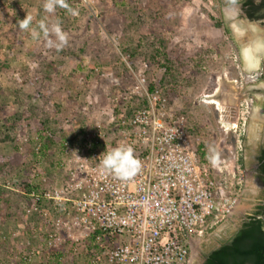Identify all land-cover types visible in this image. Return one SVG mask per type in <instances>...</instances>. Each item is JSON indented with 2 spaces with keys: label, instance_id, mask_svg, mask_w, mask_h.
Returning <instances> with one entry per match:
<instances>
[{
  "label": "rangeland",
  "instance_id": "1",
  "mask_svg": "<svg viewBox=\"0 0 264 264\" xmlns=\"http://www.w3.org/2000/svg\"><path fill=\"white\" fill-rule=\"evenodd\" d=\"M80 1L70 5L75 14H53L44 10L45 0H0V68L9 65V77L0 71V152L6 156L0 161V264H22L29 245L40 241L21 183L33 182L34 168L50 173L51 182L63 179L60 147L46 157L37 153L29 131L50 120L70 138L85 120L131 119L147 105L138 77L150 88L164 74L162 64L149 58L157 34L174 57L187 59L179 77L162 85L168 112L189 120L201 164L237 200L229 215L192 238L190 264H201L264 202V180L256 170L264 145V19L248 18L244 0ZM26 13L34 19L23 31L17 20ZM41 20L49 27L58 22L66 44L58 47L55 34L33 38L31 29L39 31ZM235 23L243 26L240 38ZM251 25L260 32L255 40ZM245 48L256 64L249 70ZM210 147L219 153L216 166L208 159ZM67 248L66 264L84 263L85 253L76 256Z\"/></svg>",
  "mask_w": 264,
  "mask_h": 264
},
{
  "label": "built area",
  "instance_id": "2",
  "mask_svg": "<svg viewBox=\"0 0 264 264\" xmlns=\"http://www.w3.org/2000/svg\"><path fill=\"white\" fill-rule=\"evenodd\" d=\"M138 84L147 105L131 119L93 120L59 148L64 183L32 170L42 188L29 194L26 213H42V220L33 221L40 241L22 254L25 262L49 264L62 253L57 264H66L68 247L87 255L83 264H190L192 238L232 212L237 200L201 164L188 120L169 114L159 87L149 88L145 77ZM118 145L132 146L142 162L127 180L100 166Z\"/></svg>",
  "mask_w": 264,
  "mask_h": 264
},
{
  "label": "trees",
  "instance_id": "3",
  "mask_svg": "<svg viewBox=\"0 0 264 264\" xmlns=\"http://www.w3.org/2000/svg\"><path fill=\"white\" fill-rule=\"evenodd\" d=\"M80 0H67V3L72 5L73 7L78 6L80 4ZM243 8L248 18L252 20H260L264 19V0H244ZM65 10L64 8L56 7L53 14H57L60 10ZM82 9H84L82 7ZM162 17V16H161ZM163 18V17H162ZM214 19V18H213ZM215 26L218 28L224 27V23L222 21L215 22ZM156 43L153 41L151 46H149V58L157 61V63H161L162 67H164L163 77L160 79V84H151L150 88L159 87L162 91L165 92V88L162 85H166V81H172L179 77L178 74L181 73V69H185L187 66V59L184 57H174L168 51V40L164 39L160 35H156ZM53 65V62H50V66ZM2 73H6L5 77H9V65L2 64L0 68ZM43 78H47L44 76ZM145 102V101H144ZM144 104L143 107H145ZM50 123V120H47ZM56 123H59L58 120H54ZM48 122H44L38 128H32L29 131V140L35 141L34 137L38 136V143L41 144L40 154L45 157L48 156L49 151L54 146L61 147L68 137L63 135L60 129L51 128L48 125ZM88 121H84L81 131L84 132L85 128H87ZM189 131L194 135V130L191 123L188 120ZM82 133L76 136L75 141L81 142ZM16 141V137L14 138ZM36 142V141H35ZM6 156H4L0 152V161H4ZM262 166L260 171L264 174V151L261 156ZM53 164V163H52ZM60 174H63V179L58 185H61L67 179L66 172L60 169ZM48 177L51 179L50 173H47ZM51 182V180H50ZM53 183V182H51ZM42 188V183L35 182H26L21 183V195L23 200L26 201V208L29 206L30 198L29 194L32 190H40ZM42 213H37L32 216L33 221L42 220ZM38 243V242H37ZM35 243V245L37 244ZM62 253H57V255L51 260L49 264H57L62 256ZM20 263L22 264H34L27 263L22 258H20ZM204 264H264V204H261L257 207L255 213L250 215L244 222L241 228L237 231V233L231 237L228 241L221 244L219 247L210 251L207 255L206 261Z\"/></svg>",
  "mask_w": 264,
  "mask_h": 264
},
{
  "label": "clouds",
  "instance_id": "4",
  "mask_svg": "<svg viewBox=\"0 0 264 264\" xmlns=\"http://www.w3.org/2000/svg\"><path fill=\"white\" fill-rule=\"evenodd\" d=\"M56 7L64 8L72 14H75V11L70 8L67 0H45L43 5L44 10L48 13H53ZM33 19L34 18L31 14L26 13V16L23 19L17 20V24L21 30L28 31ZM38 29L39 31H37V28L31 29V35L33 38H39L41 33H43L45 37L50 34H55L60 41L58 47L63 46L67 42V36L63 33L58 22L49 27L44 20H41L38 23ZM209 153V162L213 166H216L219 162V153L211 147L209 148ZM100 166L107 173L112 174L121 180H127L140 172L142 162L135 156L132 146L118 145L107 151L103 156V159L100 160Z\"/></svg>",
  "mask_w": 264,
  "mask_h": 264
},
{
  "label": "bare ground",
  "instance_id": "5",
  "mask_svg": "<svg viewBox=\"0 0 264 264\" xmlns=\"http://www.w3.org/2000/svg\"><path fill=\"white\" fill-rule=\"evenodd\" d=\"M242 25V24H241ZM245 26V25H244ZM243 27V26H242ZM241 27V28H242ZM246 27V26H245ZM244 58H245V68L247 69V70H249L250 68H253V67H256V64H255V62H254V60H253V58H252V53L250 52V49H248V48H245L244 49ZM224 98H225V96H224ZM230 99H229V97H226V99H225V102H227V101H229ZM223 103V102H222ZM227 104H231V103H227ZM227 104H225V105H227ZM230 107H231V105H229ZM229 109V108H228Z\"/></svg>",
  "mask_w": 264,
  "mask_h": 264
},
{
  "label": "water",
  "instance_id": "6",
  "mask_svg": "<svg viewBox=\"0 0 264 264\" xmlns=\"http://www.w3.org/2000/svg\"><path fill=\"white\" fill-rule=\"evenodd\" d=\"M248 27H249V29H251L250 31L253 32V35H254V39L253 40H255L256 38H259L257 36L260 35V32H258V30H256V28L253 25H251V27L250 26H248ZM232 29L235 31L236 36L238 38H240L239 36L241 35L242 30L239 27V25H237L236 23L232 24ZM252 50H253V48H252Z\"/></svg>",
  "mask_w": 264,
  "mask_h": 264
},
{
  "label": "flooded vegetation",
  "instance_id": "7",
  "mask_svg": "<svg viewBox=\"0 0 264 264\" xmlns=\"http://www.w3.org/2000/svg\"><path fill=\"white\" fill-rule=\"evenodd\" d=\"M263 151H264V145L261 147V149H260V151H259V153H258V156H257L256 170L258 171V173L260 174V176H261V177L263 178V180H264V174L260 171L261 166H262L261 156H262V154H263ZM263 204H264V202H263ZM209 253H210V252H209ZM209 253H208V254H209ZM208 254L205 255V257H204V259H203V261H202L201 264H204V263H205Z\"/></svg>",
  "mask_w": 264,
  "mask_h": 264
},
{
  "label": "crops",
  "instance_id": "8",
  "mask_svg": "<svg viewBox=\"0 0 264 264\" xmlns=\"http://www.w3.org/2000/svg\"><path fill=\"white\" fill-rule=\"evenodd\" d=\"M54 184H58V183H56V182H53Z\"/></svg>",
  "mask_w": 264,
  "mask_h": 264
}]
</instances>
